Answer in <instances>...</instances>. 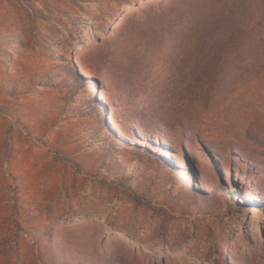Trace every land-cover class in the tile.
I'll use <instances>...</instances> for the list:
<instances>
[{"label": "rangeland", "instance_id": "1", "mask_svg": "<svg viewBox=\"0 0 264 264\" xmlns=\"http://www.w3.org/2000/svg\"><path fill=\"white\" fill-rule=\"evenodd\" d=\"M0 264H264V0H0Z\"/></svg>", "mask_w": 264, "mask_h": 264}, {"label": "bare ground", "instance_id": "2", "mask_svg": "<svg viewBox=\"0 0 264 264\" xmlns=\"http://www.w3.org/2000/svg\"><path fill=\"white\" fill-rule=\"evenodd\" d=\"M81 67V66H80ZM88 69H84L83 67H81V72L83 73V74H85L86 76L87 75H89V72L87 71ZM90 89V88H89ZM94 91H96V89H95V87H94V85L91 87V92H94ZM101 98L102 99H104L105 97H104V94L103 93H101ZM113 121V120H112ZM131 140V142L133 143V142H135L133 139H130ZM249 194V196H248V198H249V200H252L253 198H254V196H252L251 195V193H248ZM120 234H123V233H120ZM124 237V236H123ZM133 241V240H132Z\"/></svg>", "mask_w": 264, "mask_h": 264}]
</instances>
